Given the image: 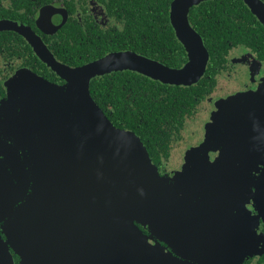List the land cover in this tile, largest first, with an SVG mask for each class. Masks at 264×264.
I'll return each mask as SVG.
<instances>
[{
    "label": "flooded vegetation",
    "instance_id": "flooded-vegetation-1",
    "mask_svg": "<svg viewBox=\"0 0 264 264\" xmlns=\"http://www.w3.org/2000/svg\"><path fill=\"white\" fill-rule=\"evenodd\" d=\"M176 2L0 0V104L10 100L15 85L38 77L66 88L68 80L53 64L76 69L111 53L131 52L181 69L188 52ZM185 13L209 54L196 82L164 83L121 70L93 78L90 94L114 126L139 138L160 175L169 178L177 194L172 206L188 204L193 210L190 222L184 218L167 232L135 222L152 246L159 245L149 264H202L201 257L186 251V240L236 243L232 258L219 264H264V119L254 127L259 133H245L243 140L215 125L235 97L259 88L264 94V45L247 38L246 17L250 13L259 20L243 0H204ZM103 80L106 91L93 97V83ZM114 95L117 106L110 102ZM139 95L149 99L147 107ZM114 115L130 116L134 129L115 124L109 118ZM176 173L186 176L179 187ZM5 226L0 221V264H9L7 249L14 264H21Z\"/></svg>",
    "mask_w": 264,
    "mask_h": 264
},
{
    "label": "water",
    "instance_id": "water-1",
    "mask_svg": "<svg viewBox=\"0 0 264 264\" xmlns=\"http://www.w3.org/2000/svg\"><path fill=\"white\" fill-rule=\"evenodd\" d=\"M202 1L176 2L188 52L181 69L131 52L111 53L76 69L53 64L68 80L66 88L38 77L15 85L10 100L0 104V221H5L21 264H149L159 245L152 246L135 222L158 232H167L184 218L190 222L192 208L172 206L177 194L169 178L160 175L134 133L114 126L89 86L93 78L121 70L164 83L196 82L209 54L185 11ZM243 1L264 26V2ZM257 90L226 104L215 125H225V133L236 140H243L245 133L258 134L254 127L264 119V94ZM177 174L179 187L186 176ZM185 243L186 251L201 257L202 264L232 258V241ZM182 244L176 243L178 250ZM5 258L14 264L8 249Z\"/></svg>",
    "mask_w": 264,
    "mask_h": 264
},
{
    "label": "trees",
    "instance_id": "trees-1",
    "mask_svg": "<svg viewBox=\"0 0 264 264\" xmlns=\"http://www.w3.org/2000/svg\"><path fill=\"white\" fill-rule=\"evenodd\" d=\"M236 12H238V9H236ZM249 12V11H248ZM246 21H247V29L250 32L249 36H247V38H250L249 40L257 42H260V44L264 45V28L263 26L259 23V21L254 19V16L252 14L249 13V17H246ZM246 38V39H247ZM104 80L103 81H99V82H95L92 85V95L94 97V95L99 94V93H103L106 90L102 89L104 87ZM138 82V79L135 81V83ZM140 98V104L143 105L144 107H147L149 104V99L142 97V95H139ZM96 100V99H95ZM98 103L100 102V100H96ZM112 104H114L115 106H117L119 99L115 98V95L112 96L111 101ZM115 124H119V123H124L126 127H129L131 129H134V124L130 121V116H125V117H121L120 115H114V116H110L109 117ZM120 121V122H119ZM122 123V124H123ZM123 124V125H124Z\"/></svg>",
    "mask_w": 264,
    "mask_h": 264
}]
</instances>
